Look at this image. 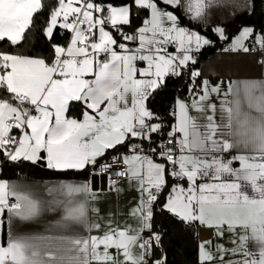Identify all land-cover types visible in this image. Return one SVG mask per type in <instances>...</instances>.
I'll use <instances>...</instances> for the list:
<instances>
[{
  "label": "snow or ice",
  "instance_id": "obj_1",
  "mask_svg": "<svg viewBox=\"0 0 264 264\" xmlns=\"http://www.w3.org/2000/svg\"><path fill=\"white\" fill-rule=\"evenodd\" d=\"M220 6L223 0H56L42 31L51 41L65 30L67 43L33 57L13 49L36 26L44 0H0V163L22 169L46 161L60 173L121 166L116 176L138 193L126 218L116 221L101 216L100 195L88 180L0 177L6 230L0 264H167L156 257L161 234L153 231L165 192L161 208L180 223L231 237V247L201 240L200 264H264V75L228 81L226 88L224 81L197 83L194 54L214 41L182 26L179 15L182 9L190 21L206 24ZM243 7L254 12L255 0ZM133 13L145 18L127 32ZM212 31L231 41L223 51L253 54L264 73V30L242 26L232 37L223 26ZM186 72L192 99L177 98L165 138L147 102L167 78ZM241 85L255 115L242 107ZM73 103L83 106L82 119L67 115ZM110 151L111 163L101 160ZM118 183L110 178L109 190L119 193ZM51 212L59 219L47 234L19 230Z\"/></svg>",
  "mask_w": 264,
  "mask_h": 264
},
{
  "label": "crops",
  "instance_id": "obj_2",
  "mask_svg": "<svg viewBox=\"0 0 264 264\" xmlns=\"http://www.w3.org/2000/svg\"><path fill=\"white\" fill-rule=\"evenodd\" d=\"M245 0H223V6L213 8L208 17V23H196L190 21L185 15L183 10H180L181 15L185 18V24L182 26H191L193 30L199 31L201 34L208 37L207 30H210L213 37H215V46L213 51L205 57H202L201 60L198 61L195 65H190L191 69L199 71L202 75L198 78L199 81L203 79H208L211 84H216L220 81H224L225 88L227 87L228 81H244L251 80L256 78H261L264 73H262L259 65L256 62V58L253 54H244V53H230L223 51V45L230 44L229 41H220L217 35L212 31L215 26H223L224 28L232 26L238 17L247 16L249 11L243 7ZM262 12H263V24L262 30H264V0H262ZM124 27V26H123ZM125 28V27H124ZM242 27H240L241 29ZM201 29V31L199 30ZM239 29V30H240ZM60 30V29H59ZM238 30V31H239ZM261 30V31H262ZM65 31V30H60ZM125 31L132 32L134 30H128L125 28ZM226 34L230 37L236 35L228 32L226 29ZM119 41L121 37L118 36ZM209 38V37H208ZM67 43V42H66ZM66 45V44H65ZM191 79V78H190ZM238 96L242 102V107L245 111H253V114L256 113L254 110H250L247 108V104L244 100V90L243 86H239ZM232 97H230L231 99ZM177 100V99H176ZM175 100V102H176ZM213 100L219 104V101L215 96H213ZM175 102L172 105L175 107ZM191 101H189L190 103ZM83 109V106L80 105ZM76 118V117H69ZM82 115L78 119H82ZM175 123V118L173 117L172 124ZM171 124V125H172ZM112 153L111 151L108 155ZM107 155V156H108ZM46 161L41 162L39 167H43L48 169L46 166ZM49 170V169H48ZM53 171V170H52ZM92 167L89 166V169L86 173L87 176L78 179H53L46 178L43 176H23L24 179H27L32 182H47L49 184L58 183L60 180H69L72 182H84L88 180L91 182L93 190L98 192L100 195V199L96 201V206L100 209V214L104 218H112L116 221H120L125 219V214L128 212V209L134 205L138 200V193L135 191L133 187L129 186V183L126 179H121L118 182V187L121 188L119 193L109 190V183L103 177H95L91 173ZM6 178L4 176H1ZM21 177H13L8 179H20ZM167 195L165 197L166 202ZM59 219V215L55 212L46 213L43 217H41L39 222H33L31 224H18V228L21 232L25 234H47L46 229L49 225L54 224L56 220ZM82 231V230H81ZM2 234V226H0V244H4L6 242V230H5V239L2 242L1 239ZM87 234V233H82ZM197 262L199 261V244L201 240L211 239L213 242L223 243L228 247H231V237L226 233V238L220 240L216 234L214 229H209L204 226H200L197 224ZM228 257H226L227 259Z\"/></svg>",
  "mask_w": 264,
  "mask_h": 264
},
{
  "label": "trees",
  "instance_id": "obj_3",
  "mask_svg": "<svg viewBox=\"0 0 264 264\" xmlns=\"http://www.w3.org/2000/svg\"><path fill=\"white\" fill-rule=\"evenodd\" d=\"M44 2L46 8L40 19L36 22V26L26 34V41H22L21 45L17 46V48L13 49V51H18L21 54L30 55L33 57H48L53 52L52 43L62 45L66 44V36L68 34L65 33V36H62L61 32L64 31H60L59 29L56 30L51 41L49 38L44 36L42 29L45 26L48 13L56 4V0H44ZM112 2L119 5L122 0H112ZM144 18V13H141L139 16L133 13L131 27H124L128 30H135L136 27H139L142 24ZM262 24V0H255L254 12H249L247 16L236 18L234 24L232 26L226 27L225 29L232 34H236L242 26H250L257 31H261ZM199 30L201 31V29ZM206 34L210 39L214 41L216 40L210 30H207ZM115 38L119 39L117 35H115ZM197 83H199V79L197 80ZM190 84L191 79H189L187 74L182 77H177L176 79L167 78L166 86L157 89V91L149 98L147 102L148 107L163 121L165 125V134L173 122V117L169 114V109L177 98L182 99L184 94L189 91L188 89ZM82 110L83 109L80 107V104L73 103L67 115L69 117L80 118ZM0 167L2 176L6 178L43 176L53 179H78L86 177L88 174L86 172L60 173L39 167L38 165H31L27 162H25L22 169L10 163L6 166L1 163ZM166 195L167 192L161 195L155 207L153 217V231L159 232L161 234V244L155 250L156 257H166L167 264H198L196 235L197 225L193 227L185 226L166 210H162L161 205H163ZM145 235H147V233H145Z\"/></svg>",
  "mask_w": 264,
  "mask_h": 264
},
{
  "label": "built area",
  "instance_id": "obj_4",
  "mask_svg": "<svg viewBox=\"0 0 264 264\" xmlns=\"http://www.w3.org/2000/svg\"><path fill=\"white\" fill-rule=\"evenodd\" d=\"M117 36H120L119 34H115ZM215 43L208 45V46H204L200 52L195 53L194 55L196 56L197 61L201 60L202 57H204L205 55L210 54L213 49H214ZM228 45H223V48L226 47ZM187 74V72L185 73V75ZM188 75V74H187ZM189 79L190 76L188 75ZM171 79H176L177 77H169ZM192 97L188 92H186L182 98V100H187L188 102L191 101ZM174 107L171 106L169 109V114L171 115L172 111H173ZM172 116V115H171ZM173 117V116H172ZM167 134V133H166ZM166 134H165V138H166ZM155 139L159 140L161 137L159 136V134H156ZM113 153H110L106 158H103L102 160H106L108 163H111V157H112ZM1 164V163H0ZM121 166H114L112 169H109L107 172L101 173L100 169L97 167L95 171H91L92 175L95 177H103L105 178V180L109 183V179L111 178L112 180H121L123 179L122 177H117L116 176V170L118 168H120ZM2 176V172H1V167H0V177Z\"/></svg>",
  "mask_w": 264,
  "mask_h": 264
},
{
  "label": "water",
  "instance_id": "obj_5",
  "mask_svg": "<svg viewBox=\"0 0 264 264\" xmlns=\"http://www.w3.org/2000/svg\"><path fill=\"white\" fill-rule=\"evenodd\" d=\"M171 10V9H169ZM175 12V10H173ZM180 17L182 18V25L185 24V18L181 15V13H179ZM103 158H101L102 160ZM1 239H2V242H4V239H5V229L2 227V234H1Z\"/></svg>",
  "mask_w": 264,
  "mask_h": 264
}]
</instances>
